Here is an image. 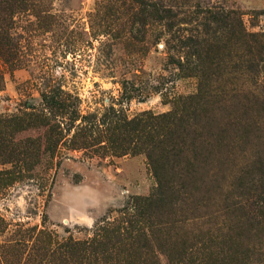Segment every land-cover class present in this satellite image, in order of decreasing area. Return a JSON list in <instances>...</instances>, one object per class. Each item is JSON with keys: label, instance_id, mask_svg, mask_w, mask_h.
<instances>
[{"label": "rangeland", "instance_id": "1", "mask_svg": "<svg viewBox=\"0 0 264 264\" xmlns=\"http://www.w3.org/2000/svg\"><path fill=\"white\" fill-rule=\"evenodd\" d=\"M0 264H264V0H0Z\"/></svg>", "mask_w": 264, "mask_h": 264}]
</instances>
